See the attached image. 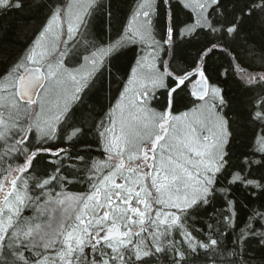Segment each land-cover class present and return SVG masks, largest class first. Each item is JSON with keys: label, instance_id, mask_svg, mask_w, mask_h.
Returning <instances> with one entry per match:
<instances>
[{"label": "trees", "instance_id": "trees-1", "mask_svg": "<svg viewBox=\"0 0 264 264\" xmlns=\"http://www.w3.org/2000/svg\"><path fill=\"white\" fill-rule=\"evenodd\" d=\"M139 2L95 0L91 6L64 65L77 66L98 50L105 55L51 135L30 128L27 114L8 118V129L0 130V192L19 171L9 195L21 198L1 243L0 264H62L79 210L86 200L96 202V190L115 174L108 139L113 111L141 54L129 27ZM64 3L0 0V85L20 77L39 30ZM209 15V25L183 31L195 12L181 0L155 1L154 41L169 73L146 102L150 110L170 108L172 114L194 107L199 99L190 83L199 70L219 88L217 109L229 137L209 192L174 208V222L157 224L156 231L151 224L118 245L121 256L113 242L124 238L98 237L105 229L91 235L70 252L74 264H264V0H215ZM58 147L59 155L50 151ZM127 172L120 170L124 184ZM128 198L116 202L129 207Z\"/></svg>", "mask_w": 264, "mask_h": 264}, {"label": "rangeland", "instance_id": "rangeland-1", "mask_svg": "<svg viewBox=\"0 0 264 264\" xmlns=\"http://www.w3.org/2000/svg\"><path fill=\"white\" fill-rule=\"evenodd\" d=\"M155 1L140 0L130 18L131 37L141 44V54L113 111L108 150L116 172L108 176L104 188L96 190V202L86 200V205L79 210L76 223L69 229L70 234H66L69 243L66 245V254H60L62 264H74L70 252L80 250L91 235L96 237L103 229L115 226L125 232L123 240L113 242L116 255L119 256L122 250L118 245L127 244L135 236H141L151 224V228L156 231L157 224L174 222L177 219L175 209L184 208L209 192L214 176L221 167L229 133L227 121L217 109L221 101L219 88L209 85L207 96L197 100L194 107L173 113L167 123L165 113L150 110L146 103L151 93L167 84L169 73L167 60L162 55L163 49L154 41L151 17ZM181 1L195 12V21L183 31L210 24L209 11L215 0ZM94 2L65 0L39 30L22 67L42 66L47 73V83L37 101L31 104L21 102L23 106L16 103L19 99V78H8L0 85L1 131L8 129V118L27 114L30 118L29 127L35 128L38 134L47 136L54 132L60 118L91 74L102 64L105 55V51L98 50L77 66H65L60 59L65 44L77 35ZM203 77L199 70L191 80L193 96L196 84ZM256 78L253 75L251 80ZM144 142L153 145L151 168L146 162L142 169L126 163L121 165L118 156L129 163L140 162ZM120 170L130 171L127 172L129 184L119 180ZM11 187L5 180L0 192V247L21 207L18 192L9 195ZM111 188L118 190L116 195ZM117 196L129 197V207L121 201L116 202ZM54 261L57 262L52 258Z\"/></svg>", "mask_w": 264, "mask_h": 264}, {"label": "water", "instance_id": "water-1", "mask_svg": "<svg viewBox=\"0 0 264 264\" xmlns=\"http://www.w3.org/2000/svg\"><path fill=\"white\" fill-rule=\"evenodd\" d=\"M47 83V74L43 67L37 65L28 66L20 75L17 86L18 98L22 103L31 104L37 101L43 88ZM209 92V81L206 77L199 80L194 88V95L197 99H203ZM98 237L125 236L120 227L105 229Z\"/></svg>", "mask_w": 264, "mask_h": 264}, {"label": "flooded vegetation", "instance_id": "flooded-vegetation-1", "mask_svg": "<svg viewBox=\"0 0 264 264\" xmlns=\"http://www.w3.org/2000/svg\"><path fill=\"white\" fill-rule=\"evenodd\" d=\"M79 31H80V29H79ZM79 31H78V33H79ZM78 33H77V35H78ZM76 35V36H77ZM76 36L74 37V39L76 38ZM73 39V40H74ZM72 40V41H73ZM72 41H70V43H67V44H65L66 46H68V48L65 46L64 47V52L62 53V57L60 58L62 61H64V63L66 64V60H68V56H69V54H68V50H69V45L71 44V42ZM155 111H157V112H160V113H165L166 115H167V119H166V122L165 123H167L168 122V120H169V118H170V116L172 115V113H171V110H170V108H166L165 110H164V112H162L161 110H159V109H157V110H155ZM168 125V124H167ZM156 139V138H155ZM156 140H154V142H155ZM62 147H58L57 149H50V151L53 153V154H56V155H59L60 153H62ZM46 151H48V149L46 150ZM142 151H143V153H142V160L140 161V162H128L127 160H125L124 158H122V157H120V156H118L117 158H118V160H119V162L120 163H122L121 165H123L124 163H126L127 165H132V166H134V167H137V168H140V169H142V167L144 166V162H146V165H147V163H148V168L150 169L151 168V165H152V162H153V160L151 161V159L153 158V155H154V149H153V145L151 144V143H147V142H144L143 144H142ZM35 153H37V152H33V155H35ZM18 172L19 171H17V172H14V174H12V175H10V176H8L7 178H6V181H7V184L8 185H10V187H11V184L12 183H15V181H16V179H17V177H18ZM10 179V180H9ZM13 186H14V184L12 185V187L11 188H13ZM11 190V189H10ZM7 193H8V190H7ZM122 228V227H121ZM127 235V234H126Z\"/></svg>", "mask_w": 264, "mask_h": 264}]
</instances>
